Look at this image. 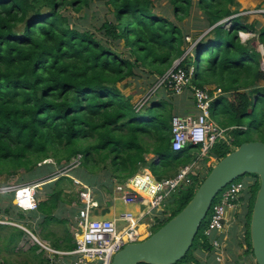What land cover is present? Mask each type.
<instances>
[{"label":"trees","instance_id":"obj_1","mask_svg":"<svg viewBox=\"0 0 264 264\" xmlns=\"http://www.w3.org/2000/svg\"><path fill=\"white\" fill-rule=\"evenodd\" d=\"M96 1L109 13L98 25L81 27L77 21L82 17L64 14L66 8L79 12ZM156 1L0 0V174L19 176L22 169L28 177L39 179L51 166L40 164L43 160L51 158L69 167L79 160L63 175L51 174L41 180L51 190L38 202L37 210L44 215L42 226L56 221L52 212L63 199V178L73 176L95 184L103 163L102 168L119 183L142 168L161 179L173 176L195 158L190 149L198 151V146L171 148V120L177 115L171 101L148 99L136 107L131 95L122 92L139 71L161 76L175 61L176 68L189 71L192 67L191 85L210 93L215 88L223 92L212 100L211 116L223 127L235 126L230 132L235 147L251 141L245 137L253 133L259 137L253 140L264 142V71L257 51L238 34L254 28L246 22L248 15L241 14L239 2L166 0L171 11L163 8V14H158ZM193 6L199 18L189 30L184 19ZM258 40L264 42V27ZM228 92L232 99L225 95ZM181 94L173 95L179 98L176 95ZM141 110L145 112L139 115ZM246 115L250 116L248 123L243 119ZM229 151L225 143L218 142L203 161L209 156L220 159ZM149 154L154 155L153 161L147 159ZM247 175L258 180L257 175ZM258 182L249 195L240 197L244 203L241 218L247 216L244 252L253 258L249 224ZM194 187L182 188L172 196L166 205L169 215L155 217L151 233L181 210ZM106 212L107 207L102 213ZM207 223L208 219L202 220L189 250L174 264L192 260L198 248L211 251L203 232ZM4 228H12L7 234L9 242L16 243L24 234L17 226L0 223V230ZM70 236L66 229L51 245L71 249L75 243ZM43 260L39 258V264Z\"/></svg>","mask_w":264,"mask_h":264},{"label":"built area","instance_id":"obj_2","mask_svg":"<svg viewBox=\"0 0 264 264\" xmlns=\"http://www.w3.org/2000/svg\"><path fill=\"white\" fill-rule=\"evenodd\" d=\"M252 13L264 14V10L252 11ZM176 64L177 61L163 75L157 76L153 89L146 96L149 98L159 87L168 89L173 94H181L189 86L196 113L178 114L172 117L171 148L178 151L188 144L198 146L195 158L179 167L170 177L157 179L148 168H142L127 178L122 184L125 190L121 200L125 203H134L137 212H124L112 219L101 216L99 203L94 199L91 188L83 184L84 190L78 197L81 202L77 215L78 225L72 231L75 246L71 249L58 250L41 243L31 232L19 225L33 235L42 250L45 249L50 254L47 256L46 264H111L114 254L125 244L140 240L141 233L138 231L140 224L144 223L148 226L149 235L152 226L156 223L155 217L169 215L166 205L178 190L191 185L197 188L209 169L203 158L216 143H225L230 151L235 148L230 133L235 126L223 127L211 116V102L223 92L220 88H216L210 93L206 88L191 85L193 68L185 71L176 68ZM260 68L264 71V60L260 61ZM147 97L145 94L142 96L144 99L139 106L146 103ZM74 162L77 166L78 158L71 162V166H74ZM57 174L63 175L64 171H58ZM196 176L198 179L194 178ZM256 181L251 176L236 178L214 198L209 210L208 223L203 231L213 250H222L223 244L219 235L226 228L228 209L233 207L242 195H249ZM43 183L45 181H32L26 185H0V194L12 192L17 208L35 211L39 202L36 190ZM0 223L6 222L0 220ZM217 260L221 261L222 257H218Z\"/></svg>","mask_w":264,"mask_h":264},{"label":"rangeland","instance_id":"obj_3","mask_svg":"<svg viewBox=\"0 0 264 264\" xmlns=\"http://www.w3.org/2000/svg\"><path fill=\"white\" fill-rule=\"evenodd\" d=\"M195 1V0H193ZM240 4V11L242 15H248V18L246 20L247 23H250L253 25V32L252 31H242L239 30L238 34L241 37V39L247 44V46L251 49H255L257 53L259 54V62L264 60V42H260L258 40V34L264 27V14L261 13H252V11H259L264 10V0H237ZM166 9L168 12L171 11L170 7L166 6V0H158L155 2V11L158 14H163L162 9ZM164 10V12L166 11ZM86 11V12H85ZM64 14H68L71 17H82L81 19L78 18L77 25L83 27V26H90L91 23L99 24V21L102 19L103 15H108L109 13L106 12L105 5L103 3H100L99 1L91 2L90 6L87 9H82L79 12L72 11L70 8H66L64 10ZM165 14H168L165 12ZM111 17V15H109ZM169 18L174 19L173 15H169ZM199 14L197 13V9L193 6L190 11V15L186 16L184 19V22L186 23V26H188L189 30L192 29L193 24H195V21H198ZM195 30H192L191 32L194 33ZM191 37V36H190ZM187 37V41H191V38ZM144 71H147V69H144ZM139 76L137 78H131L128 81V86L124 89H122V92L125 95H131L132 102L136 103V107H140L139 103L144 99L142 96L151 91L153 89V86L155 84V80L157 76H150L146 72H140ZM211 89L214 88L213 85L210 86ZM216 89V88H215ZM189 91V89H187ZM223 94V93H222ZM229 99H232L231 92L225 94ZM179 96V95H176ZM142 98V99H141ZM152 101L155 100H161L166 99L171 101L173 105V114L174 112L176 114H179L181 111L176 109V100L178 98L173 95L170 90L159 87L157 91L153 92L149 98ZM148 104V103H147ZM191 105H188L187 108H190ZM145 110H141L139 115L144 114ZM214 119V118H213ZM244 122L248 123L250 120V116L246 115L244 116ZM215 120V119H214ZM216 121V120H215ZM221 125V124H220ZM243 135V137H245ZM246 139H258V134L253 133L251 136H246ZM49 164L51 165L50 168H48L44 174L40 175L41 177L37 179L28 177L26 173L23 172V170H20L21 175H7V173L3 172L0 174V185H26L29 184L32 181H41L51 174H57L58 171H69V169H72L76 167V162H74V166L69 167V165H58L55 164L54 160L51 158H48L46 160H43L40 164ZM101 169L97 171V177L98 181L95 182V185L92 188V193L95 200L99 201L100 204V211H103L106 207L110 213L115 212V214L118 213V211L112 210V205H114V200L116 198H121L123 196V191L125 190L122 185L109 175L107 169H103V163L99 164ZM179 169V168H178ZM177 172V171H176ZM72 173V171H71ZM73 174V173H72ZM256 176V174H253ZM21 176H25V179H20ZM246 174L243 177H247ZM69 178H63L61 182V186L64 190L63 199L59 200L57 202L58 207L53 210V214L56 216V221H49L47 224L42 226V220L44 218V215H42L38 210L32 211V210H21L15 206V199H13V193L7 192L4 194H0V220H4L6 224H9V226H17L20 229L24 231V234L18 239L16 243L9 242L7 238V234L12 228H4V230H0V264H39V258L44 259L45 253L44 252H36V246H32L31 249H27L31 244L37 243L34 240L33 235H31L32 232L35 235H38L41 239H47V237H43L42 234H46L48 238L52 241L53 238H56V236H62L65 235V230L67 229L69 236L71 235L70 227L71 225H75L73 223V217L76 212H74L73 207H77L76 205L80 206L81 202L79 200L80 193L84 190L83 180L76 179L73 176ZM69 179V180H68ZM112 179V180H110ZM78 181V182H77ZM258 182V180H257ZM256 182V183H257ZM259 183V182H258ZM256 186V185H255ZM259 186V184H258ZM257 186V188H258ZM256 188V189H257ZM51 190L46 188L44 186V183L41 184L37 190H36V197L39 201H42L46 199L47 193ZM256 194V193H255ZM79 200V201H78ZM116 207L121 210H129L131 212H137L136 211V205L134 203H125L123 200H117ZM76 204V205H75ZM237 206V205H236ZM235 206V207H236ZM7 208L8 212H4V209ZM241 213V212H240ZM21 214V216H19ZM241 214L238 213L234 215V223L232 224V230L230 231V235L228 233L227 236L230 237L231 242L228 243L229 249L226 251V254L229 258H227L226 264H255V259L251 256V254L248 252V254L244 253V250L246 249V241L243 236L244 226L242 225L241 221H243V217L241 218ZM209 218V211L206 214L204 221ZM64 221V223L62 222ZM236 220V221H235ZM23 226V229L20 226ZM144 225V233H141L140 240L146 237L150 229L147 225ZM242 229V230H241ZM238 236V237H237ZM71 237V236H70ZM236 239V240H234ZM248 240V239H247ZM241 243L240 246H238V243ZM51 243V242H50ZM200 249V248H198ZM44 251H46L44 249ZM199 250H194L192 253L193 259L190 261H184L182 264H203L204 260L198 256ZM204 252H207L204 250ZM37 257H36V256ZM39 257V258H38ZM208 259V258H207ZM224 259H222L223 261ZM45 259L43 260V263L45 264ZM42 263V264H43Z\"/></svg>","mask_w":264,"mask_h":264},{"label":"water","instance_id":"obj_4","mask_svg":"<svg viewBox=\"0 0 264 264\" xmlns=\"http://www.w3.org/2000/svg\"><path fill=\"white\" fill-rule=\"evenodd\" d=\"M247 173L256 174L259 181L249 236L256 264H264V142L260 140L244 141L218 159L181 210L143 239L125 244L111 264H174L180 260L219 191Z\"/></svg>","mask_w":264,"mask_h":264},{"label":"crops","instance_id":"obj_5","mask_svg":"<svg viewBox=\"0 0 264 264\" xmlns=\"http://www.w3.org/2000/svg\"><path fill=\"white\" fill-rule=\"evenodd\" d=\"M180 100V101H179ZM178 101L180 102L179 104H178V108H177V110H180L181 112L179 113V114H186V113H191V114H195L196 113V109L194 108V105H193V99H192V95H191V93H190V91H184L181 95H179V98H178ZM188 105H191L190 107H191V109L190 108H187L188 107ZM178 115V114H177ZM194 148H192V149H190V154H193V153H196L197 154V150L195 151V150H193ZM196 156V155H195ZM147 159H151L152 161H153V159H155V157H154V155H152V154H149L148 155V157H147ZM193 160V159H192ZM218 159L217 158H215V157H213V156H209L208 158H207V160H206V163H207V166H208V168H210L216 161H217ZM124 182H122V183H120L121 185L123 184ZM85 185H88L90 188H91V190H93L92 188H94L93 186L95 185V184H85ZM121 198H116V200H114V205H112V209H111V211L112 210H114L115 209V211H118V213L117 214H115V212H113V213H110L109 214V211H108V209H107V212L106 213H102V211L100 212L101 213V216H103V217H105V218H109V219H112V218H114V217H116V216H118V215H120L121 213H124V212H131V211H129V210H124V211H121V210H119L115 205H116V201L117 200H120ZM241 200V199H240ZM236 201L235 203H234V206L233 207H230L229 209H228V214H227V216H228V222L226 223V225H225V229H224V231L223 232H221L222 234L221 235H219V239H220V241L222 240V244H223V247H222V250H220V251H215V250H213V249H211V251H207V250H205V251H207V252H204V249H199V251H198V256H200L203 260H204V262H203V264H226L227 262V258H229L228 256H227V254H226V251L229 249V245H228V243L229 242H231V239H230V237L229 236H227L228 235V233H229V235H230V231L229 230H232V224L234 223L233 221H234V215L235 214H237L238 215V213L239 214H243L244 215V208H243V206H244V203H242L241 201ZM97 202L99 203V201L97 200ZM76 205V204H75ZM237 205V206H236ZM77 207H73L74 208V212H76L75 214H74V217H73V223L75 224V225H71V227H70V230H71V236L73 237V234H72V231H74L76 228H77V225H78V220H77V215H78V208L80 207V206H78V205H76ZM236 206V207H235ZM99 208H100V204H99ZM136 210H137V207H136ZM241 212V213H240ZM236 221V220H235ZM247 222V216L246 217H244V219H243V221H241V223H242V225L244 226V231H243V236H244V238H245V236H246V227H245V223ZM242 230V229H241ZM32 233V232H31ZM36 238H37V240L38 241H40L41 243H46V244H48L49 246H51V247H53V248H55V249H58V250H68V249H65V248H61V246L59 247V248H56V247H54L53 245H51V243L50 242H52L49 238H47V239H41L38 235H35L34 233H32ZM238 237V236H237ZM234 240H236V239H234ZM59 243H60V245H62V244H65V242L63 241H59ZM36 245H39L38 243H33V244H31L29 247H27V249L29 248V249H31V247L32 246H36ZM238 246H240L241 245V243L239 242L238 244H237ZM37 247V246H36ZM39 251H41V252H44L45 253V257H44V259L46 260L47 259V256H49L50 254L48 253V252H46V251H44V250H42L41 249V247H39V248H37L36 249V252H39ZM245 254H248V253H246V252H244ZM218 257H222V259H224L223 261L221 260V261H218L217 260V258ZM208 258V259H207ZM45 263H46V261H45ZM254 263L256 264V262L254 261ZM230 264V263H229Z\"/></svg>","mask_w":264,"mask_h":264},{"label":"bare ground","instance_id":"obj_6","mask_svg":"<svg viewBox=\"0 0 264 264\" xmlns=\"http://www.w3.org/2000/svg\"><path fill=\"white\" fill-rule=\"evenodd\" d=\"M138 231H139L140 233H144V225H143V224H140V225L138 226Z\"/></svg>","mask_w":264,"mask_h":264}]
</instances>
